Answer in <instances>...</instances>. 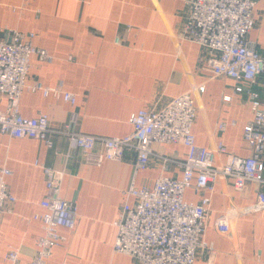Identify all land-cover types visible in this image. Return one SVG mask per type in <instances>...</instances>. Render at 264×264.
<instances>
[{
    "label": "crops",
    "instance_id": "crops-1",
    "mask_svg": "<svg viewBox=\"0 0 264 264\" xmlns=\"http://www.w3.org/2000/svg\"><path fill=\"white\" fill-rule=\"evenodd\" d=\"M187 13L183 0H0V32L33 33V44L51 57L45 62L31 58L26 83L60 84L76 97L70 105L40 92L21 94V116L47 115L50 147L41 140L0 133V169L11 172L5 181L16 198L11 213L0 216V264H9L5 255L10 248L19 249L21 264L34 256L43 228L36 216L44 213L40 202L47 195L40 166L63 172L60 195L78 212L74 229H59L64 240L46 264H138L112 251L124 191L132 182L150 187L161 176H181L178 163L187 151L183 145L154 144L148 166L135 173L131 151L120 162L89 165L83 152L71 147L65 130L122 137L132 131L129 119L137 111H158L192 85H203L195 98L196 145L221 142L227 152L217 156L218 163L228 156L250 155L242 137L251 117L249 103L243 93L234 92L243 83L212 77L208 52L178 40ZM253 16L248 40L264 56V0L257 2ZM252 89L264 105V74L257 76ZM6 110L7 99L0 96V112ZM222 122L234 125L218 129ZM216 184L204 234L213 252L199 250L195 264H264V210L233 219L226 235L215 226L225 208L253 204L264 187L245 183L237 190L229 178ZM203 194L187 189L184 200L197 203Z\"/></svg>",
    "mask_w": 264,
    "mask_h": 264
},
{
    "label": "built area",
    "instance_id": "built-area-1",
    "mask_svg": "<svg viewBox=\"0 0 264 264\" xmlns=\"http://www.w3.org/2000/svg\"><path fill=\"white\" fill-rule=\"evenodd\" d=\"M183 1L188 13L178 40L197 44L208 52L206 66L212 77L243 83L235 87L234 92L243 93L249 103L251 117L243 126L242 137L250 148V155L228 156L224 163H218L217 156L227 152L221 142L210 147L196 145L192 133L197 113L195 98L203 91V85H192L158 111H137L129 119L132 131L122 137L63 131L71 147L80 149L89 165L100 166L105 160L120 162L131 151L135 156V173L148 166L154 144H180L186 148L185 159L178 163L180 178L161 176L150 187H136L132 182L124 191L126 198L114 223L116 236L112 251L138 264H195L199 250L213 252V245L204 239V234L210 195L216 183L229 178L237 190L245 183L264 187V105L252 89L257 76L264 74V56L256 50L255 43L248 40L259 0ZM3 32H0V96L6 97L7 110L0 112V133L9 138L41 140L50 147L47 115L21 116V94L40 92L43 97L51 96L70 105L75 103L76 97L60 84L56 87H47L39 81L27 84L31 58L45 62L51 57L33 44V33ZM115 43L120 44V40L117 38ZM229 99L223 96L224 102ZM227 125L234 122H222L217 127L224 129ZM40 168L47 194L40 202L45 211L36 216L43 227L42 235L37 240L34 256L26 264H46L52 250L64 240L59 229H74L78 213L76 205L60 195L63 172ZM10 174L6 167L0 169V216L11 213L16 201L5 181ZM187 189L206 194L197 203L188 202L184 200ZM262 210L264 190L257 193L251 205L225 208L215 223L216 229L220 234H229L233 219ZM5 259L9 264H21L19 249L10 248Z\"/></svg>",
    "mask_w": 264,
    "mask_h": 264
}]
</instances>
